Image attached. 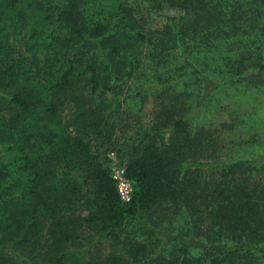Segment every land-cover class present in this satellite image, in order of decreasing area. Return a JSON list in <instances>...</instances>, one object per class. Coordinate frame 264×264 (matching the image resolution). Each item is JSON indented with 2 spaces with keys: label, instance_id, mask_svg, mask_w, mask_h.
<instances>
[{
  "label": "trees",
  "instance_id": "1",
  "mask_svg": "<svg viewBox=\"0 0 264 264\" xmlns=\"http://www.w3.org/2000/svg\"><path fill=\"white\" fill-rule=\"evenodd\" d=\"M252 70L264 0H0V264H264V154L202 109Z\"/></svg>",
  "mask_w": 264,
  "mask_h": 264
},
{
  "label": "rangeland",
  "instance_id": "2",
  "mask_svg": "<svg viewBox=\"0 0 264 264\" xmlns=\"http://www.w3.org/2000/svg\"><path fill=\"white\" fill-rule=\"evenodd\" d=\"M128 1L132 3L136 0ZM144 9L145 7H142V10ZM165 12L172 14L173 10ZM163 21V17H154V21L148 23L155 26ZM250 72L252 77L249 76V81L220 87L206 83L208 88L204 93L211 92L213 97L202 109L207 117L205 124L209 125L211 120L213 123L211 126L219 128L220 138L217 146L220 149L221 161L252 158L264 154V87L259 85L262 84V80L255 75V70ZM149 107L147 105V108ZM5 153V150H0V157ZM114 154L115 161L119 163L116 153ZM110 247L111 242L105 243L103 251Z\"/></svg>",
  "mask_w": 264,
  "mask_h": 264
},
{
  "label": "built area",
  "instance_id": "3",
  "mask_svg": "<svg viewBox=\"0 0 264 264\" xmlns=\"http://www.w3.org/2000/svg\"><path fill=\"white\" fill-rule=\"evenodd\" d=\"M111 162V178L114 181L118 197L122 203H128L132 200L133 184L125 175V168L115 161L114 152L110 153Z\"/></svg>",
  "mask_w": 264,
  "mask_h": 264
}]
</instances>
